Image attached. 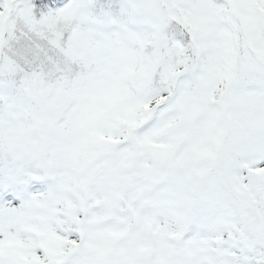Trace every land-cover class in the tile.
<instances>
[{"label": "snow or ice", "instance_id": "snow-or-ice-1", "mask_svg": "<svg viewBox=\"0 0 264 264\" xmlns=\"http://www.w3.org/2000/svg\"><path fill=\"white\" fill-rule=\"evenodd\" d=\"M0 264H264V0H0Z\"/></svg>", "mask_w": 264, "mask_h": 264}]
</instances>
